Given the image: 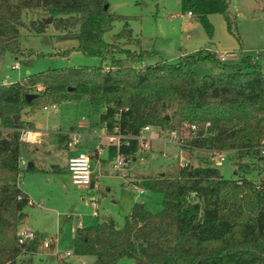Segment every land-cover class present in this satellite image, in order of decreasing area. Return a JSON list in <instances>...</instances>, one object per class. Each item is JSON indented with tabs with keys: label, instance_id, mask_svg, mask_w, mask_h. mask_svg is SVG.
<instances>
[{
	"label": "trees",
	"instance_id": "obj_1",
	"mask_svg": "<svg viewBox=\"0 0 264 264\" xmlns=\"http://www.w3.org/2000/svg\"><path fill=\"white\" fill-rule=\"evenodd\" d=\"M105 4L108 0H0V59L6 52L23 53L21 28L44 31L41 21L26 25L22 20L24 13L37 10L52 18L55 29L73 33L79 52L101 60L97 67L52 69L0 86V126L8 130L0 132V264H17L21 255L37 254L47 238L35 232L33 240L17 242L24 208L32 205L19 188L20 176L44 171L19 165L27 146L19 140V129L29 126L21 112L82 98L96 117L93 127L126 138L117 149L108 146V160L116 153L134 157L136 137L149 126L186 133L181 149L187 153H231L235 170L234 177L225 179L213 162L200 159L195 166L176 163L161 175L136 178L131 185L162 194L161 211L151 213L134 203L122 226L106 220L77 227L71 255L93 258L85 264H116L121 259L134 264H264L262 67L249 58L243 60L247 70L231 65L201 76L194 69L197 62L220 63L206 50L175 63L142 66L147 53L129 18L105 10ZM180 9L208 36L209 15L222 14L230 25L227 0H180ZM115 22H122V28L107 42L104 34ZM27 94L35 97L27 101ZM59 139L68 141L66 136ZM250 174L257 178L249 179ZM56 264L74 263L58 259Z\"/></svg>",
	"mask_w": 264,
	"mask_h": 264
},
{
	"label": "rangeland",
	"instance_id": "obj_2",
	"mask_svg": "<svg viewBox=\"0 0 264 264\" xmlns=\"http://www.w3.org/2000/svg\"><path fill=\"white\" fill-rule=\"evenodd\" d=\"M230 25L222 14L207 17L212 27L208 36L202 25L182 14L180 0H108L109 12L129 18L128 24L139 45L147 54L143 65H152L160 61L175 63L181 57L206 50L216 56L225 55L223 62L203 60L195 64L194 69L201 76L214 75L226 71L231 65H240L249 69L244 59H251L262 65L264 71V0H227ZM51 18L42 11L26 12L22 16L27 25L30 21H43ZM44 24L42 33L20 29V41L23 53L14 55L9 52L0 59V84L9 85L52 69L73 67L93 68L100 65L98 57H90L79 52L75 35L57 30L52 24ZM122 28V22H115L110 31L104 34L107 42L114 41V34ZM133 49L134 46L130 45ZM17 65L18 69H13ZM138 67L139 64H135ZM51 105V104H46ZM56 109L44 111L37 106L33 111L24 109L21 120L32 122L33 129L48 133L47 143L41 146H24L21 158L27 163L35 159L37 166L48 170V174L31 175L24 172L20 176L19 188L23 189L34 205L24 208L25 218L22 226L46 233L53 240L48 248H38L32 256L21 255L17 264H56V260L79 264L90 263L93 258L71 255L72 239L78 224L82 227L95 225L102 221H111L122 226L134 203H142L151 213L162 209V194L159 192L131 186L138 177L163 174L173 164L197 165L200 159L210 160L225 179L234 177L235 166L231 153H225V161L216 162L209 153L193 151L187 153L170 142L166 132L152 128L146 132L151 138L150 149L135 154L136 161L118 171L113 169L105 151L94 162L93 188L81 187L71 183L70 176L64 171L65 150L58 145L55 132H65L81 120L94 119L86 98L78 101L62 100L55 104ZM45 106V105H44ZM95 120V119H94ZM186 136V134H184ZM85 138V137H84ZM89 149V148H88ZM86 151V150H83ZM140 155L144 162L138 161ZM92 166L93 161L90 157ZM58 165L63 171H54ZM58 169V168H57ZM256 179L255 174L247 176ZM135 199L137 202H135ZM92 203L95 207H92ZM96 210L97 216L93 215ZM65 253L70 256L64 257ZM27 260H30L27 263ZM116 264H134L131 259H121Z\"/></svg>",
	"mask_w": 264,
	"mask_h": 264
},
{
	"label": "built area",
	"instance_id": "obj_3",
	"mask_svg": "<svg viewBox=\"0 0 264 264\" xmlns=\"http://www.w3.org/2000/svg\"><path fill=\"white\" fill-rule=\"evenodd\" d=\"M190 17V14H187ZM218 60L220 62H223L226 58L225 55L223 56H217ZM13 69H18L17 65L13 66ZM9 84L5 81H3L0 86H8ZM44 111H49L51 109H56L55 104L51 105H45L42 107ZM191 129H194V126H190ZM151 127L147 126L141 129L139 135L136 137V140L138 141L139 147H138V152L144 153L145 151L150 149V140L151 138L146 136V132L150 131ZM8 131L7 129L3 128L0 126V132H6ZM161 134H164L162 130H160ZM169 140L171 143H173L175 146L181 148L186 140V136L184 132L179 133L178 131L171 130L166 132ZM164 134V135H166ZM106 140L109 145H113L116 147V149L119 147L121 140H126L125 137H121L118 134L115 133H106ZM40 134L30 130L28 127H24L19 129V140L23 142L24 144H38L40 142ZM80 140V134L76 133L73 135L71 139L72 144H76ZM225 153L222 152H213L211 154L212 158L216 160V162H223L225 161L224 157ZM262 155H264V149L262 150ZM112 161V167L116 171L121 169L122 167L127 166L128 163L136 161V157H130V156H123L118 153H116L115 157L111 160ZM138 161L140 163L144 162V158L140 155ZM19 165L20 167H24L25 163L22 158L19 159ZM67 171L69 173L71 183L75 186H81V187H87L92 184V166L90 163V157L82 152H78L75 155L70 156L67 159ZM133 187H136L134 185H131ZM139 194L143 193L142 189L138 190ZM92 207H95V204L92 203ZM94 215H96V210L93 212ZM17 237V242L19 244H24L25 242L31 241L35 238V232L26 229V228H19L16 233ZM53 244V240L51 238H45L42 241V247L48 248L50 245ZM70 256L69 253H65L64 257ZM79 264H85L83 262Z\"/></svg>",
	"mask_w": 264,
	"mask_h": 264
},
{
	"label": "crops",
	"instance_id": "obj_4",
	"mask_svg": "<svg viewBox=\"0 0 264 264\" xmlns=\"http://www.w3.org/2000/svg\"><path fill=\"white\" fill-rule=\"evenodd\" d=\"M260 67L263 68L262 65H259ZM93 121L94 119H87V120H81L79 121L76 125L72 126L71 128H69L68 131L65 132H55L57 135V141H58V145L65 150V160H64V171L67 173V175H69L68 171H67V159L72 156L75 155L78 152H82L87 154L89 157H91V160L93 161L92 163V167L94 162H97L99 160V157L102 156L104 154V152L106 151L108 153V142L106 140V131L103 127H93ZM28 122V121H27ZM29 123V122H28ZM28 128L32 131H35L37 133L40 134V142L38 144H29L30 146H41L47 143V139H48V133H43L41 131H37L35 129H33V124L32 122L29 123ZM80 134V140L79 142H77L76 144H72L71 143V139L73 137L74 134ZM60 136H66L68 141H64L63 143L59 142V137ZM85 137V138H84ZM89 148V149H88ZM86 150V151H83ZM108 157V156H107ZM24 160V159H23ZM101 163V160H99ZM25 165L26 162L24 161ZM30 163L32 164V166L41 169L42 167H39L36 165L35 163V159H32V161H30ZM27 163V164H30ZM56 167L58 168L59 172H62L63 170L56 165ZM44 171L43 172H34V173H30L31 175H35V174H44V173H49L47 169L42 168ZM93 170H92V184L90 185V188H93ZM21 189V188H20ZM23 192H25L23 189H21ZM26 193V192H25ZM27 194V193H26ZM32 189L30 188V197L27 194V196L30 198V202H32V205H34L35 203L33 202L31 196H32ZM135 202H137V200L135 199ZM94 215V214H93ZM94 216H97L94 215ZM22 226V225H21ZM20 228H24L21 227ZM77 227H82L81 224H78ZM76 227V228H77ZM27 229V228H26ZM30 230L34 231V232H39L36 229H31ZM76 230V229H75ZM42 233V232H39ZM42 234H46V233H42ZM47 235V234H46ZM84 263V262H83Z\"/></svg>",
	"mask_w": 264,
	"mask_h": 264
},
{
	"label": "water",
	"instance_id": "obj_5",
	"mask_svg": "<svg viewBox=\"0 0 264 264\" xmlns=\"http://www.w3.org/2000/svg\"><path fill=\"white\" fill-rule=\"evenodd\" d=\"M104 9H105V10L108 9V4H105V5H104ZM51 20H52V18H47L46 20H43L42 23H43V24H49V23L51 22ZM70 90H71V89H70ZM34 97H35L34 94H27V95L25 96V98L27 99V101H29L30 99H32V98H34ZM17 120H18V117H17V116H14V123H16ZM27 165H28V167H31V166H32L31 163H30V164H27Z\"/></svg>",
	"mask_w": 264,
	"mask_h": 264
}]
</instances>
